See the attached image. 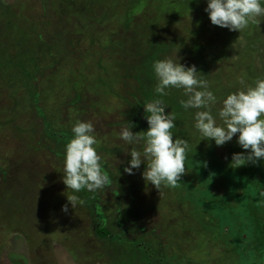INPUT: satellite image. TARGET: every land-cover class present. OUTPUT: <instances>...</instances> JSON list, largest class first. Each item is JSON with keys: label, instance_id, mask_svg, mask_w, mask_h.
Masks as SVG:
<instances>
[{"label": "rangeland", "instance_id": "1", "mask_svg": "<svg viewBox=\"0 0 264 264\" xmlns=\"http://www.w3.org/2000/svg\"><path fill=\"white\" fill-rule=\"evenodd\" d=\"M192 1L137 0L134 3V0H38L34 6L33 0H0V53L1 56H6L1 59L5 62L12 56L9 61L15 63L22 58L23 62L28 61L27 66L25 65L27 70L31 71V67L40 69L39 73L30 72L33 77L41 78L43 82L51 85L65 84V90L56 86L48 98L52 104L60 105L57 110L61 111L45 113L52 121V128L58 127L61 119L66 118V104L71 103L73 110L78 111L73 115L76 119L92 123L98 141L95 148L97 151L103 148L100 154L106 159V166L109 165L114 172L124 161L127 166L129 159L125 160L128 157L125 150L129 146L117 136L122 120H130L124 113H129V107L138 104L140 97L149 90L153 93L155 83L154 78L152 85H133L130 78L132 75L125 76L123 69L125 65H135L136 68L143 65L144 50L148 52L154 37L156 41L166 45L163 54L159 53L158 59L174 58L176 53L180 63L186 67L195 66L208 82L209 90L217 97V101L229 92L252 85L255 79L249 77L264 76V17L250 23L240 32H230L210 24L207 14L203 11L206 7L205 0ZM165 6L169 8L168 12L164 11ZM43 8L45 11H42ZM69 8L74 10V15L79 18L68 16ZM108 10L112 14L106 19L94 18L100 12ZM126 13L131 15V21L126 18ZM38 19L45 24L41 30L35 28ZM124 24L129 25L128 28H122ZM113 30V38L116 41L112 40L109 50L102 49L108 38L101 32ZM62 34L66 39L61 38ZM135 34L146 35L144 37L147 41L143 48L141 39L137 41L138 36ZM36 42L42 45L37 43L35 46ZM192 45L200 48L199 55L188 49V46ZM123 46H136L134 50L138 57L131 56V50L128 51ZM15 47L19 49H14ZM54 49L57 54L53 56ZM41 50L52 51L49 53L51 56L46 58L37 54L29 63V54ZM110 51L114 57L124 62V66L116 73L113 81L109 80L110 85L108 82V85L106 82L100 85L101 79L105 77L104 69L110 65ZM132 53L134 54L133 51ZM152 62L149 61V67L146 69L150 70V73ZM135 66L128 67L127 72L132 73ZM247 67L253 70L249 71ZM146 70L143 72L147 73ZM247 72L255 75L249 73L247 79ZM2 73L0 71V107L2 105L7 112L5 117L0 115V123L3 124V120L10 116L25 118L22 123L17 119L19 129H12L10 124L0 126V264H107L108 260L104 254L110 250L94 240L89 229L88 213L83 209L80 200L78 199L72 207L67 201V197L72 193L62 183L63 163H59L43 147H40L39 151L34 147L36 132L40 129L30 130L28 127V115L32 112L29 110L30 106L25 109V113L17 106L16 100H21V104L24 102L23 89L14 88L9 82L4 84ZM109 87L111 91L105 92ZM178 92L177 89H169V94L165 96L168 98V104L177 105V100L184 98L181 95L176 96ZM12 107L14 109L9 112ZM218 107V102L210 105L214 116ZM192 116L185 114L189 125L188 133L193 136L198 133L193 128ZM135 117L146 125L142 105ZM34 118L37 119L35 116ZM12 124L14 125V122ZM235 141V135L218 147L208 141L211 147L209 151H216L220 159L218 164L241 172L248 183L252 187L254 185L252 194L255 200L250 196L244 198L241 189L237 188V198H244L245 204L236 205L233 201L230 205L243 206L245 221L258 225L264 220V196L260 195V192L264 191V161L257 160L255 164L245 163L238 167L232 165L231 155L246 151ZM231 142L235 150L229 152L227 143L230 145ZM222 149L224 150L221 151ZM111 150L115 153H111ZM120 150L122 151L119 153ZM221 152L231 155H223ZM142 165L143 163L140 166ZM134 173H137L138 180ZM134 173L130 179V191H141L140 197L144 196L145 200L142 202L145 205L152 204L155 199L153 196L157 197L154 210H147L140 215L141 225L146 229L164 226V232L168 235L165 236V241L168 242L166 251H174L179 257H186L185 263L217 264L222 254L213 251L212 255L206 254V245L202 244L200 248L198 245L207 238L210 244L217 245V249H226L222 240L224 236L216 234L218 231L213 225L210 229L205 226L204 230H200L203 227L201 224H207V213L201 209L192 212V207L186 203L180 207L169 206V202L164 205L160 202L161 196H165L164 190H157L144 182L140 169ZM112 175L118 179L129 177L128 174L121 173ZM151 194L153 196L149 197ZM134 197L138 196L134 194ZM102 198L103 212L107 218L112 215L122 218V212H131L127 207L130 206L129 203L123 206L124 200L121 203L116 200L115 205L120 206L117 210L106 191ZM140 200L135 204L143 212ZM199 217L202 223H199ZM186 226L188 229L192 228L195 234H192L191 230L188 231ZM128 228L124 230L128 231Z\"/></svg>", "mask_w": 264, "mask_h": 264}, {"label": "trees", "instance_id": "2", "mask_svg": "<svg viewBox=\"0 0 264 264\" xmlns=\"http://www.w3.org/2000/svg\"><path fill=\"white\" fill-rule=\"evenodd\" d=\"M38 0H33L32 3H34V6ZM77 1V0H72ZM137 0H134V3ZM192 2H195L194 0ZM31 4V3H30ZM31 9L32 4L30 5ZM135 6V5H134ZM1 7V5H0ZM46 7V6H45ZM166 7V6H165ZM164 11L168 12L169 8L166 7ZM45 8L42 9V11ZM198 9V8H196ZM5 10V9H4ZM33 10V9H32ZM45 11V10H44ZM69 15H74V10L68 9ZM42 13V12H41ZM131 13V12H130ZM112 13L110 10L102 11L97 16L95 15L94 18L96 20L100 19H106L108 15H111ZM75 19L79 18L76 15ZM126 18L132 19L131 15L129 13L125 14ZM41 25V26H40ZM44 23L41 22L38 19V24L36 22L35 28L41 30L44 27ZM75 26V25H73ZM125 25L122 26V28L126 29L128 28ZM42 27V28H41ZM32 28V27H31ZM104 36H107V40L103 43L102 49L109 50V46L112 45V40H114L113 37H115V30L113 31H103L101 32ZM138 38H136L137 41L142 42V48L146 44V39L144 36L146 35H137ZM228 35V34H227ZM225 35V36H227ZM64 34H62L61 38L66 39ZM112 38V39H109ZM136 40H134L136 42ZM186 40V39H185ZM184 40V41H185ZM63 41V40H62ZM73 41V40H72ZM116 41V39L114 40ZM183 41V42H184ZM66 42V41H64ZM182 42V43H183ZM42 45L40 42H36L35 46ZM91 44V42L89 41ZM151 47L149 48L148 52L144 50V57H143V65L138 66L136 68L135 65L129 67L132 68L135 66L132 73L127 72L128 67L125 65L124 69V62L121 61V59H117L114 57L113 53L110 51V65H107V67L104 69L105 77L101 79L100 85L102 84H109V80L114 79V76H116V73H118L121 69L124 70L125 76H130L131 80L133 81V85H152L151 81L154 80L153 73H150V70H146L147 67H149L148 63L149 61H154L159 58V53L163 54L164 47H166L165 44H162L160 41H156V38L154 37L152 39ZM195 45V44H194ZM192 45L191 47L188 46L189 50L195 51V54L199 55L198 52L200 51V48H196ZM32 47H35L33 44H31ZM129 46V45H128ZM1 47V46H0ZM125 47V46H123ZM136 47V46H135ZM134 47V48H135ZM194 47V48H193ZM18 47H15L14 49H17ZM61 48V47H60ZM131 50V56L134 55V57H138L135 55L134 48L127 46L125 47ZM223 49V47L221 46ZM19 49V48H18ZM128 51L126 53L128 54ZM134 52V54L132 53ZM137 51V48H136ZM47 50H41V52H36L35 54H29V63L33 61V56L42 55L47 58V56H51ZM142 52V51H141ZM138 55L140 54L137 52ZM55 49L53 56L56 55ZM28 55V54H27ZM0 53V71H2L3 75V83H12L14 85V88L23 89L22 93V101H24L22 104L20 101L16 100L18 102V105L20 107V110H22L25 113V109H30L32 112L30 113V116L28 115L29 124L28 127L30 130L32 128H35L36 130L40 129L37 134L36 141H34L35 149L36 151H39L40 147H43L44 150H47L50 154L56 158L59 163H63V148L64 144L67 142L68 138L70 137V128L72 126V123L74 120H77L73 115L78 113L77 110H73L71 103H67V115L65 119H61L59 126L56 128H52L53 124L50 118L45 115V113H61L60 110H57L59 106H56L52 104V102L48 101L49 96L51 93L58 88H62L63 90L66 89L65 84L64 85H51L49 83H45L41 80V78H37L36 76L31 75L35 73H39L40 69L32 68L31 71L27 70V67H25L26 63L28 61H24L21 58V61L17 62H11L9 60H12V56H9L7 61L3 62ZM195 60V58H193ZM3 66L1 67V65ZM137 65V64H136ZM8 66V67H7ZM27 66V65H26ZM7 67V68H6ZM146 67V68H145ZM248 68V67H247ZM126 69V70H125ZM144 69L147 73H144ZM151 69V68H150ZM249 71L252 69L251 67L248 68ZM253 70V69H252ZM138 71V72H137ZM250 72H247V79ZM251 75H255L253 73H250ZM107 76L109 78L107 79ZM32 80L30 81V78ZM257 76H251L249 78L256 79ZM107 84V85H108ZM7 85V84H6ZM110 85V84H109ZM44 86V87H43ZM110 87L107 88V91L110 92ZM182 91V90H181ZM179 90V92L176 94V96L182 95V92ZM141 101L138 102V104H132L129 107V113H124V115H128L130 117V120L128 123L132 124L133 127L130 129L133 133L136 132H142L145 131L147 128V125H144V123L135 117V113L138 112L141 105L148 100L153 98V93L151 90H149L146 94L142 95ZM16 98H14L15 100ZM165 103L168 105V108H165V113H168L170 111H174L176 113V120L174 121V129L171 131L173 132V138L176 137L185 139L188 141L189 144V150L187 153V157L185 160V174L181 177L180 181L178 182L176 187H161L160 189H163L165 192V196H161L160 202L164 203V205L170 204L169 206H175L180 207L184 203L186 205H190L193 210H203V212L207 213V224H201L203 227L200 228L203 229L206 228L210 229V226H214L216 228V234H220V237L224 236V242L226 249H217V245H212L207 238L203 239V243H198L199 248L201 245H206L204 249V253L206 254L210 253L211 255L213 252H219L222 254V257L220 261L217 264H262L264 263V220H262L261 224L255 225L252 222L245 221V213L243 206H235L230 205V203L235 202L236 205H244V198L245 196H250L254 198L252 193H254V185L253 187L248 183V181L243 177V174L237 170H233L231 168H226L218 164L219 157L215 152L209 151L211 147L208 144V141L201 140L200 136L198 134L190 135V132L188 133L189 125L187 124V120L185 118V114L188 113V115H193L194 110L188 109L187 111L182 110L178 104L177 105H171L168 104V98L163 97L162 98ZM183 99V98H181ZM14 100L13 103L15 102ZM63 102V101H62ZM74 102H72L73 104ZM75 104V103H74ZM14 105V104H12ZM4 107L1 105L0 107V115L5 117L6 115V109H3ZM45 108V110L43 109ZM69 108V109H68ZM14 108L12 107L9 112H11ZM173 109V110H172ZM8 110V108H7ZM11 114V113H10ZM215 114V113H214ZM12 115V114H11ZM15 116H10V118H7L6 120H3V124L5 125H11L12 129H19L17 124V119L21 121L24 120L23 118H17ZM19 116H21L19 114ZM34 116L37 118L35 119ZM83 117V116H82ZM31 118V120H30ZM60 120V119H59ZM14 122V125L12 124ZM0 123V126L3 125ZM39 124V126H38ZM38 128V129H37ZM31 143H33L31 140ZM43 144L42 146H38ZM229 152H232V150H235V148L232 147V142L227 143ZM234 145V142H233ZM225 147H227L225 145ZM109 148V147H108ZM215 148V147H214ZM213 149V148H212ZM222 149L221 151H223ZM97 151V150H96ZM103 151V148H99L97 151L98 155L101 157L102 167L105 171L109 174V177L111 178L112 183L108 186H105L102 189H98L93 192H86L81 190V192L76 193L78 196L81 205L83 206V209L88 213V217L90 219V231L94 238V240L98 243H100L101 246H107L108 250L107 253L104 254L105 258L108 260L107 264H184L187 262L186 257H179L177 254L173 252H168L166 249L167 247V240L165 241V236H168L164 232V226L162 228H151L146 229L143 225H141V216L142 213L146 212L147 210H154V207L157 205V197L153 196L152 194L149 195V197L153 196L155 199L152 200V204H144L142 202L145 200L143 197H140L142 195L141 191H136L133 189V191H130L131 185H130V179L132 178V175L129 177H124L122 179H118L114 177V175H118L119 173L125 175L123 172V168L126 167V163L124 162L120 164V166L116 167V170L113 172L109 165L106 166V159L100 152ZM122 150L119 151V153ZM207 151V152H206ZM111 153H115L111 150ZM223 155H231L227 154L226 152L223 153ZM129 157L125 158L127 160ZM63 169V165H62ZM138 169L141 170V173L143 172L144 165L140 166L139 168L133 170V173L137 171ZM136 174L135 178H136ZM128 176V175H127ZM133 177V180H135ZM138 180V178H136ZM223 183L224 185H222ZM128 184V185H127ZM114 188V189H113ZM237 188H240L242 191V194L244 195V198H237L236 190ZM107 192L111 198L112 204H116V200L121 203L122 200L125 201L123 206H126L125 204L129 203L130 206H127L130 211H124L122 212V218L121 217H115L112 215V217L107 218L105 213L103 212V198L102 195H104V192ZM138 197H134V194ZM252 194V195H251ZM141 199V200H140ZM140 200V207L143 210V212L139 209L138 206H136L135 202ZM255 200V198H254ZM253 200V202H254ZM222 204H225V206H222ZM145 205V206H144ZM117 210H119L120 206L115 205ZM168 208V207H167ZM117 213V211H115ZM229 212V214H228ZM196 214V213H195ZM199 223L200 217H199ZM128 226H131L128 228ZM187 227V226H186ZM126 228H128V231H125ZM125 229V230H124ZM188 229V227H187ZM192 231V228L188 229V231ZM204 230V229H203ZM206 230V229H205ZM187 231V232H188ZM248 234H247V233ZM182 233V232H181ZM244 233H246V237L244 236ZM192 234H195L194 231H192ZM222 234V235H221ZM174 234H172L173 237ZM190 236V235H189ZM171 242V240H169ZM172 244V243H171ZM218 250V251H217ZM188 264V263H185Z\"/></svg>", "mask_w": 264, "mask_h": 264}, {"label": "clouds", "instance_id": "3", "mask_svg": "<svg viewBox=\"0 0 264 264\" xmlns=\"http://www.w3.org/2000/svg\"><path fill=\"white\" fill-rule=\"evenodd\" d=\"M205 4L203 11L210 24L230 32H240L264 17V0H205ZM151 69L155 78L153 98L142 104L146 130L133 133V125L122 120L117 132L118 138L129 146L125 150L129 157L123 168L125 174L132 175L143 163L142 179L157 190L176 187L185 174L189 144L185 139L173 138L176 113H165L168 105L162 99L169 89L182 90L184 98L178 99L177 104L182 110H194L193 128L201 140L218 147L235 135V142L246 151L233 153L232 165L264 161V76L217 101L195 66L180 63L176 53L174 58L154 60ZM217 102L214 116L210 105ZM70 133L63 148L62 183L71 190L67 201L72 207L79 199L76 193L93 192L112 181L96 151L98 141L92 123L74 120ZM260 195L264 196V191Z\"/></svg>", "mask_w": 264, "mask_h": 264}]
</instances>
